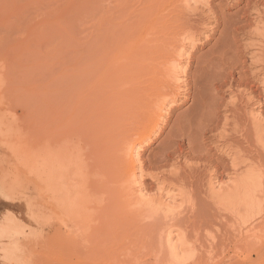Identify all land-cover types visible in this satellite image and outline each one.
Returning <instances> with one entry per match:
<instances>
[{"label":"rangeland","instance_id":"1","mask_svg":"<svg viewBox=\"0 0 264 264\" xmlns=\"http://www.w3.org/2000/svg\"><path fill=\"white\" fill-rule=\"evenodd\" d=\"M138 1L143 0H0V121L4 125L3 128L11 130L14 139L13 150L8 149L0 139V241L8 242L6 238L20 230L25 233V240L24 237L20 238L24 246L27 249L35 248L36 252L41 251L24 260L22 250L0 245V264H113L114 262V264H135L138 259L143 264H163L164 254L159 260H154L152 255L159 250L157 244L160 238L158 232L152 230V226H147L145 231L142 225L141 229L137 228L138 231L135 228L132 231L127 229V233L126 229H123L118 233L102 219L89 224L80 223L74 216L54 210L48 204L47 187L41 183L36 174H30V170L23 167L24 162H30L31 158H34L38 160L35 169L37 174L41 175L42 168L49 164L53 166L56 175L60 171L61 161L60 168H68L67 173L70 175L65 183L72 184L75 192L84 181V171L89 182L91 178L101 183L107 180L97 174L91 176V169L97 160L100 145H103L102 127L108 125L110 119L117 115L116 121L119 123V117L125 110L123 105L130 96L128 83L132 79L133 73H129L132 63L130 62L128 72L124 67V71L120 70L122 69L120 66L121 63L124 64L123 60L129 55L133 46L127 49L129 45L127 43L126 50L116 46H125L122 42L126 43L123 34L126 36L127 33L125 34L120 26L124 18L122 19L120 15L123 16L126 12L133 14L132 11L136 14L135 9L142 8ZM208 1L210 12L206 15L205 12H201L202 7L201 10L197 9L198 6L196 8L193 6L194 13L192 9H189L192 12L188 13V9L182 7L181 3L174 5L176 0H158L160 5L156 2V6L160 8L164 6L165 9L164 11L163 8L161 9L162 13L159 8L157 10L155 8L156 12L160 10L162 16H165L166 25L171 26V30L167 32L169 35L166 44L169 40L171 42L170 35L174 37L175 32L176 37L178 34L180 37L185 33L188 36L195 34L193 37L198 38L199 41L194 49L189 50L188 66L185 64L187 68L182 78L185 79V83L188 81L184 84L187 86L185 98H180L170 108L168 111L170 114L167 115V119L165 118L166 122L162 124L157 136L140 150V162L148 172H145L146 177L144 176L142 183H146L144 186L153 194L157 189V183L150 179L152 173L154 175L155 172L157 174V172L178 171L187 187L193 190L194 199L193 196L192 199L195 207L192 209L194 210L180 217H183L185 228H188V240L196 245L197 252L201 254V257H198L200 255L195 253L194 258L200 259L199 261L207 258V261L204 259L206 261L204 264H236L239 263L240 257H244L250 244L255 250L250 264H264V147L256 139L257 125H254L253 117L249 114L254 110L256 113L262 112L264 119V90H262L264 89V37L262 38L264 26L261 24L259 27L263 28L262 32L260 29L258 32L254 27L256 21L264 22L262 15L264 0ZM176 6L181 11L186 9L184 17L183 12L175 8ZM174 9L179 12L173 13ZM196 9L200 11L197 12ZM179 14H182V17ZM173 15H176L177 19H173ZM126 16L127 14L123 17ZM213 17L215 21L211 20ZM118 23L120 27L117 26ZM178 23L183 24L182 27L180 25L181 28L177 26ZM201 23L204 27L199 25ZM193 24L199 26L195 27ZM206 26L208 30H205L206 33L202 37ZM247 27L248 32L244 33ZM196 28L199 29L198 34ZM230 33L233 35L231 38L234 39V43L230 39ZM129 35L131 36L132 32L128 33ZM164 35L166 36L165 33ZM129 37H127L128 42L131 40ZM223 45H228L229 48L234 46L232 50L226 51L231 52L227 53L229 55L225 53L224 56L221 53ZM235 49H238L237 52ZM123 51L126 56L119 62ZM254 56L259 57L257 58L259 61L254 60ZM249 57H252V60ZM208 65L210 66L208 71L204 70ZM203 70L208 72L204 73L206 76L201 74ZM258 70L261 71L260 75ZM189 83L190 85H187ZM239 87L241 90H238ZM258 95L262 96L258 98ZM245 97L249 98L245 99ZM250 101L253 102L252 105ZM244 110H247L246 113ZM226 116L227 118L230 116V120ZM245 116L251 118L247 120ZM128 117L129 115L124 114L122 122ZM222 143L231 145V150L238 156L242 167L255 169L257 173L255 170L253 173L263 176L259 179L257 175L256 178L254 189V202H256L253 213L251 211L252 215L250 213L241 219L235 220L230 214L216 210L217 207L212 199L207 198L209 190L205 187L207 184L203 177L216 170L215 166L219 165V181H225L228 175H233V171L230 170L233 169L231 162L235 156L229 154L227 150L222 152ZM21 150L23 153L20 152ZM176 150L182 156L179 159V167H165L168 163L172 165L174 159L166 163L160 162L159 157L165 151L174 153ZM209 161L212 164L208 163ZM207 163L210 166L206 165ZM163 166L165 169H171L165 171ZM192 167L201 170H193ZM202 169L203 177L200 172ZM77 174L78 179L75 178ZM11 182L14 183L12 187ZM4 185L10 192L7 196L1 191ZM105 203H107L105 196H97V206H103ZM217 213L222 214L220 216ZM108 220L111 222V219ZM50 222L55 226L45 230L43 233L45 236L39 235L37 230L33 229L37 224ZM174 233L178 232L174 231ZM122 240H125V244ZM115 245L119 248L118 252ZM151 247H154V252L149 255ZM158 248L163 249L161 243ZM164 249V251L168 250L166 247ZM123 250L127 253L119 257V253ZM146 252L148 257L145 255ZM142 253L146 258H143ZM208 257L210 260L212 257V260L210 261ZM192 262L189 264L197 263Z\"/></svg>","mask_w":264,"mask_h":264},{"label":"bare ground","instance_id":"2","mask_svg":"<svg viewBox=\"0 0 264 264\" xmlns=\"http://www.w3.org/2000/svg\"><path fill=\"white\" fill-rule=\"evenodd\" d=\"M157 1L158 0H143V1H141L142 4H141V2L138 1V3H140V5L142 7L141 10H140V7H139L140 11L137 10V8H136L135 9V11H137V12H135L136 14H134L133 11H132L133 14H128V12H126V14H127L126 17H123L126 15L125 12H123L125 15H123V16L120 15L122 19L124 18L122 21V25H120V23H118V25H117V26H119V25L122 26V28H121L122 31H124L125 34L127 33V35L125 36L122 33L124 39L126 37V39H125L126 43L122 42L123 44H125V46L121 43L123 46H121V47L116 46V47L121 48V50L123 47V50L124 49L126 50L127 43L129 44L127 46V49H129L133 46L131 48L130 53L126 51L127 53H129V55L126 56V53H124L125 51H123L121 53V55L119 57L120 58L119 62H121V60H123V58H125V56H126V58H125V60H123L124 64L121 63L122 65L120 67L122 69H120V70H123V67H124V70H127V72H128L129 71L128 68L131 67L129 73H133V74L131 75V77H132L131 81L128 83V87L130 86V96H129V99H127L125 105H123L125 110L122 111V114L119 117V123H118V121H116V119L118 118V115H117V116L112 117L110 119L108 125H104L102 127L103 145H100L101 149L97 153V160L91 169V176L97 174L101 177L106 178L107 180L104 183H101L100 181H96V180H93L91 178V182H89L87 180L88 177H86V174L84 171V181L82 182V184H80V187H78L77 191L75 192L72 184L67 185L65 183L66 178L69 177L70 175L67 173L68 168H66V169L60 168L61 167V161L59 164L60 171L56 175H54L53 166L49 165V164L45 165V167L42 168L41 175L37 174L35 169L38 165V160L36 161L34 158H31L30 162L29 161L24 162L23 167L26 170L29 169L30 174H36V176L39 178L41 183H43L47 187V190L49 192L48 204L54 210L61 212L62 214H65V215H72V216H74L75 220H77L80 223L89 224V223L96 221L98 219H102L103 221L108 222V224L113 227V230L118 231V233H119V231H122L123 229H126V232H127V229H131L130 231H132V229H134V228L136 229V231H138L139 228L141 229L142 225H144L143 229L145 231L146 230L145 228H147V226L148 227L152 226V230L156 233L158 232V234L160 235V238L157 235L159 238V242H158V244L157 243L156 244L159 246L161 243L162 248L164 249V247H166L168 250L167 251H164L166 249L160 250V248H158V246H157V249H159L160 251L158 250V251L154 252V247H151V252L149 253V255L153 251L154 253L152 255H153L154 260H156V259L159 260V257H161V255L164 254L165 256L162 259L163 264H186L189 261H190L189 263H191L192 261L197 262L198 258H194V257H196L195 253L200 255V256L197 255L198 257H201V254H199V252H197L196 245L191 243L190 240H188V238H187L188 233H189L188 228H185V225L183 222V217H180V216H182V214L188 213V211L190 212L191 210L192 211L194 210V209H192L195 207L194 203H193V199H194L193 190L187 187L186 182H184V180H182V178H181V173H179L178 171L175 173L171 172V171H170V173H165V172L159 173V172H157V174H155L156 173L155 172L154 175L152 173V176H150V179H152L153 181H155L157 183V185H156L157 189H156L155 193H153V194L149 193L148 189L144 186V184H146V183H144V184L142 183L145 174L148 172H146V170H145L147 168L144 169V166L140 162L141 161L140 160V154H141L140 150L143 149V147L145 145H147L154 137L157 136V133H159L162 124H164L166 122L165 118L168 117L167 116L168 114H170V113H168V111H170V108L172 106H174L179 101L180 98H182V97L185 98L184 94H186V92H187V90H186L187 86L184 84H186L188 81L185 83V81H184L185 79L184 80L182 79L183 75H184L183 73H185L186 68L188 66V63H187L188 62L187 60L189 57L188 52H189V50L194 49V46L197 44L199 39L193 37V35H195V34H193V35L189 34V36L185 35L186 34L184 32L185 30L182 31L185 33V34H183V36H181L182 38L180 37L179 34L176 37V32L172 29L175 32V36L173 35L174 37H172L170 35V39H172L173 41L171 40V42H170V40L168 39L169 42H167L168 44H166L167 37L169 35V34L167 35V32L169 33V31L171 30V26H169L170 27L169 28L168 24L166 25V20L164 21L165 16L164 15H163L164 17L162 16L163 11L165 10L164 6L161 8L159 6H156V4L158 3ZM179 3H181L182 7L188 9L187 10L188 13L190 11L192 12V10L194 13L195 9H193V6L195 8L198 6L197 9H200V10H201V7H202V10L207 8L208 10L206 9V11L201 10V12H203V13L205 12L204 13L205 15L207 12L208 13L210 12V9L208 8V6H210L208 0H180L178 2L176 0V3H174V5L175 4L179 5ZM199 5H201V6L199 7ZM155 8H156V10L158 8L160 10L163 8V11L161 10L162 13L160 10H159V12L161 14L159 12H156ZM175 8H177V6ZM177 9L180 10V8H177ZM189 9H192V10L189 11ZM197 9H196L197 12L200 11ZM184 10H186V9H183V11L180 10L181 13L183 12V17L185 15ZM174 11H175V9L173 10V13H174ZM187 11H185V12H187ZM196 11H195V13H196ZM176 12H179V11L176 10L175 13ZM169 13H170V11H169ZM164 14H166V13H164ZM171 14H172V11H171ZM171 14H170V16H171ZM257 15H258V17H260L259 14H257ZM262 15H264V14H262ZM173 16H172L173 19L174 18L177 19V17H175L176 15L174 17ZM180 16L182 17V14ZM180 16H179V20H180ZM186 16H187V14H186ZM195 16H196V14H195ZM214 17L211 20L215 21ZM167 18H168V16H167ZM198 18H199V14H198ZM207 18H209V15ZM201 19H203V18H201ZM258 19H260V18H258ZM179 20H178V22H179ZM207 20H209V19H207ZM182 21H183V18H182ZM185 21L186 20H184V23H186ZM187 21L189 22V20H187ZM210 21H208V22H210ZM190 22H192V21H190ZM199 22H200V20H199ZM252 22H255V21H252ZM255 23H256V26H254V27H256V30L258 31L260 29L262 32L263 28L262 27L259 28V27L261 24L264 26V22H257L256 21ZM202 24L203 23H201L199 25L204 27ZM252 24L250 26H252ZM180 25L182 27L183 24L181 23ZM180 25L178 23L177 26H179V28H181ZM194 25L195 24H193V26ZM196 25H195V27L199 26V25H197V26ZM217 25H219V23ZM184 26H186V25H184ZM113 27H115V24L113 25ZM207 27L208 26H206V28ZM206 28L203 31L202 37L206 33L205 30L206 31L208 30V28L207 29ZM245 28L246 27H244V29ZM197 29L198 28H196V30ZM248 29L249 28L247 27V31H245L244 33L248 32ZM187 30H188V28H187ZM191 30H192V27H191ZM198 31H199V29L196 32L197 34H198ZM211 31L212 30H210V33H212ZM131 32H132V35L131 36L129 35L130 36L129 37L128 33L131 34ZM164 33L166 34V36L164 35ZM194 33H195V30H194ZM187 34H188V31H187ZM247 34H245V35H247ZM263 34H262V38L264 37ZM229 35H230V39L232 40L231 37L233 35L231 33ZM234 35L237 36V34H234ZM127 37H129L131 40L134 39L133 42H131V40H129L130 42H128ZM249 37H251V35ZM178 38H180V39H178ZM204 38L206 39L207 36H205ZM262 38H260V39H262ZM233 40H232V43H234ZM247 40H248V38H247ZM250 41H252V40H249V42ZM239 42L241 43V40ZM130 43H133L134 45L133 44L130 45ZM252 44H254V43H252ZM255 45L257 46V44H255ZM260 45H261V42H260ZM223 46L224 47H222L223 48L222 52L221 51L220 52L222 54H224V56H226L225 53L227 54L230 52V51L226 52L227 50H229V49L232 50V48L234 47V46L233 47L231 46V48H229L228 45H223ZM235 46H236V44H235ZM263 48H264V46H263ZM251 49H253V47ZM237 50L238 49H235L236 52H237ZM243 50H244V47H243ZM251 52H253V51H251ZM255 52H256V50H255ZM229 54H227V55H229ZM246 55H247V52H246ZM220 56H222V55H220ZM216 57H219V56H216ZM241 57L242 56H240V58ZM245 57H246L245 59L247 60V56H245ZM131 58H132V60H131ZM219 58L221 59L222 57H219ZM257 58H259V57H257ZM257 58L255 57L254 60ZM222 60H224V58ZM250 60H252V57L250 58ZM126 61H128V63ZM239 61H240V59H239ZM256 61H259V60L257 59ZM114 62L116 63L117 60H115ZM130 62L133 65L131 64V66L129 67ZM250 63H252V62L250 61ZM250 63H248V64H250ZM256 63L254 64V66L256 65ZM185 64L187 66H185ZM261 64H262V61H261ZM209 65L206 66L207 68L205 67L206 69H204V70L208 71V68L210 67ZM258 65L259 64H257V66ZM248 67H249V65H248ZM248 67H244V69H248ZM250 67H252V66H250ZM263 68H264V66H263ZM242 69H243V67H242ZM252 69H253V67H252ZM204 70L201 71V74L202 73L203 74L208 73V72L206 73ZM243 71H245V70H243ZM252 72H253V70H252ZM260 72L261 71H259L258 74ZM250 73H251V70H250ZM205 74H204V76H206ZM245 74H247V73H245ZM243 77L245 78V76H243ZM251 77H252V75H251ZM230 78H232V76H230ZM240 78L242 79V76H240ZM202 79H204V78H202ZM255 79H257V78H255ZM231 80H233V79H231ZM231 80H230V82H231ZM244 80H242V82ZM216 81H217V79H216ZM246 81H248V80H246ZM227 82H229V81H227ZM259 83H261V82H259ZM244 84H245V82H244ZM187 85H190V83ZM224 85H225V83H224ZM240 86H242V84ZM248 86H249V84H248ZM232 87H233V85H232ZM244 87H243V91H244ZM261 87H262V85H261ZM235 89H237V88H235ZM222 90H225V89H222ZM238 90H241L240 87ZM254 90L255 89L253 88V91ZM262 90H264V89H262ZM246 91H247V89H246ZM248 93H251V92H248ZM259 96L260 95H258L257 97L259 98ZM242 97H243V94H242ZM252 97H254V96L252 95ZM187 98H188V96H186V99ZM247 98H249V97H247ZM247 98L245 97V99H247ZM232 101H233V99H232ZM250 103H251V101H250ZM252 103H251V105H252ZM230 104H231V102H230ZM244 107H247V106H244ZM253 107H254V105H253ZM255 107H256V105H255ZM216 108H217V106H216ZM248 109H249V107H248ZM233 110H235V108ZM233 110H232V112H233ZM238 111H240V110L238 109ZM246 111L244 110L245 113H246ZM261 113H256L254 110L249 114H251V116L253 117L254 125H257V128H256L257 129V133H256L257 138L256 139L259 143H261L263 145L262 147H264V119H263ZM124 114H126V116L129 115V117L122 122ZM207 115H209V114H207ZM247 115L248 114H246V116ZM251 116H248V118L250 119ZM226 118H227V116H226ZM229 118H230V116H229ZM229 118H227V119H229ZM248 118H247V120H248ZM209 120L211 121V119H209ZM247 120L245 119V121H247ZM217 123H218V121H217ZM209 124H211V123H209ZM247 125H248V123H247ZM250 125H251V123H250ZM3 126H4L3 123L0 121V139H1L2 143L8 149L13 150L14 139H13L12 132L8 128H3ZM227 141H230V140L227 139ZM227 144H229V143H222L221 151L223 152L224 150H227V152H229V154H233V152L231 150V145H227ZM195 148H198V147H195ZM179 151L176 150L174 153H169L168 151H165L159 157V159H161L160 162H166L167 163V162H169V160L174 159V163L172 165H169V163H168L165 165V167H169V166H171L172 168L173 167L176 168V166L179 167V163H180L179 159L182 157L181 153H180L181 151L180 152ZM20 152L23 153V150H21ZM224 153H226V152H224ZM246 154H248V153H246ZM233 155L235 156V158H233V160L231 162L233 165V169L230 170V171H233L232 172L233 175L232 176L228 175L227 178L230 177L228 180H227V178L225 181L221 180V179H220L221 181L218 180L219 176H220L218 174L219 165H217L218 167L215 166L216 170H212L208 175H205L206 177H203L204 176L203 175L204 173L202 174V172H204L203 169L200 172L202 174L203 180H204V178L206 180L207 185L205 187H206V189L209 190L207 192V193H209L208 196L206 195V193H204V195H206L207 198L210 197L212 199L214 205L217 207L216 210L221 211L222 213L226 212V213L230 214L232 217H234L236 220V219H241L244 216H248L251 213V211L253 213V208H254L255 202H256V201L254 202V198H255L254 189L256 187V183H255L256 178H257V175H258V178L260 176L261 177H263V176L256 174L257 171L255 169H253L254 167L252 165H251V167H253L252 168L253 170L248 169V167L247 168L242 167L241 163L239 162L240 160L237 158L238 156H236V154H233ZM227 156H229V155L227 154ZM227 156H226V158H227ZM205 157H206V155H205ZM229 160H230V158H229ZM187 163H189V162L187 161ZM208 163H210V161ZM208 163L206 165H209ZM216 163L217 162H215V164ZM254 163L256 164L255 161H254ZM210 164H212V163H210ZM191 166L189 168H191ZM203 166L206 167L205 165H203ZM165 167H164V169H165ZM193 167H194V165H193ZM221 168L222 167L220 166V169ZM244 168L246 170H244ZM256 168H257V166H256ZM169 169H171V168H169ZM169 169H165V171L166 170L168 171ZM193 170H201V169L193 168ZM254 170L256 171V173L254 172L255 174L253 173ZM219 173H220V171H219ZM222 175H224V174L222 173ZM78 177H79V175L77 174V177H75V178L78 179ZM259 179H261V178H259ZM263 180H264V178H263ZM260 182L263 183V181H260ZM13 184L14 183L11 182L10 186L12 187ZM203 185H205V184L203 183ZM203 187H201V188L203 189ZM202 189H201V191H202ZM12 190L13 189L11 188V191ZM149 190H151V189H149ZM174 190L175 191L177 190V192H175ZM1 191L6 196L10 193L7 186H5V185L1 188ZM205 192H206V190H205ZM255 192H257V191H255ZM101 195L105 196L107 203H105V205H103V206H97L96 205L97 196H101ZM192 196H193V199H192ZM215 206H214V208H215ZM191 213H193V212H191ZM222 213H220L218 215L221 216ZM252 213H251V215H252ZM108 219H111V222ZM247 219H249V218H247ZM146 224H149V225H146ZM54 226L55 225L52 222L46 223V224L41 223V224L35 225V227H33V229L35 228V230H37L36 232H38L39 235L45 236V234H43L45 232V230H47L49 228H54ZM242 226H244V225H242ZM137 228H138V230H137ZM174 231H177L178 233H174ZM149 232H151V230ZM24 234H25L24 231L18 230L16 233H14V235H11L8 238H6V239H8V242L0 241V245L2 247H5V248H17V249H20V251L22 250L23 258H24V260H27V259L31 258L34 254L40 253L41 251L36 252L35 248L27 249L24 246L23 241L20 239L21 237H24ZM25 238L26 237H24V240H25ZM132 238H134V236ZM135 239H137V237ZM150 239L151 238H149V240ZM175 239H176V241H175ZM139 240H140V238H139ZM114 241H115V239H114ZM124 241L122 240V242L125 244ZM137 241H138V239H137ZM198 242H199V239H198ZM245 242H246V240H245ZM250 243H252V241ZM116 245H115V248H118V246L116 247ZM131 245H134V244L131 243ZM145 245H147V243ZM148 245H150V244H148ZM121 247H123V244ZM130 248H132V246H130ZM134 248H135V246L133 247V249ZM145 248L147 249L148 247H145ZM127 249H128V247H127ZM148 249H150V247ZM253 249H254L253 246L249 244V248L246 250V254L244 255L243 258L240 257L239 263H236V264H250L252 261L253 254L255 253V250H253ZM207 250H209L208 247H207ZM118 251H119V248H118L117 252ZM199 251H200V249H199ZM137 252H138V250H137ZM126 253H127V251H125V250L121 251V253H119V257L123 256V255L125 256ZM131 253L134 254L132 251H131ZM146 254H147V252L145 253V255ZM209 254H210V252H209ZM142 255H143V253H142ZM145 255H143V258L145 257ZM209 258L210 257H208V259ZM116 259H118V258H116ZM204 259L202 261H199L200 260L199 259L198 261L200 263L204 264V261L207 258L205 260ZM114 260L115 259L113 257L112 261L114 262ZM211 260H212V257H211ZM189 263H187V264H189ZM122 264H125V263H122ZM135 264H143V263H141L138 259L135 261ZM195 264H198V262Z\"/></svg>","mask_w":264,"mask_h":264}]
</instances>
